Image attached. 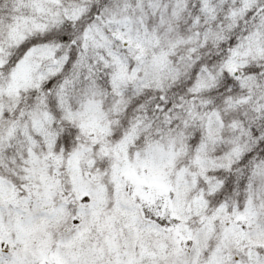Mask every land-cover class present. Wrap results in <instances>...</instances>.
I'll return each instance as SVG.
<instances>
[{"label":"snow or ice","instance_id":"6c2138e0","mask_svg":"<svg viewBox=\"0 0 264 264\" xmlns=\"http://www.w3.org/2000/svg\"><path fill=\"white\" fill-rule=\"evenodd\" d=\"M0 264H264V0H0Z\"/></svg>","mask_w":264,"mask_h":264}]
</instances>
